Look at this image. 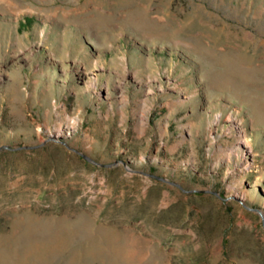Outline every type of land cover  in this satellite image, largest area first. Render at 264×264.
I'll return each instance as SVG.
<instances>
[{"label":"rangeland","instance_id":"1","mask_svg":"<svg viewBox=\"0 0 264 264\" xmlns=\"http://www.w3.org/2000/svg\"><path fill=\"white\" fill-rule=\"evenodd\" d=\"M0 264H264V0H0Z\"/></svg>","mask_w":264,"mask_h":264}]
</instances>
